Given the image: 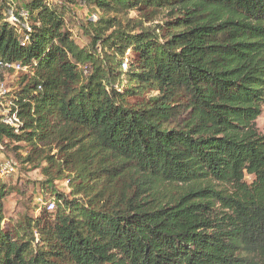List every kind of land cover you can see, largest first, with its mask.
<instances>
[{
	"label": "trees",
	"instance_id": "16d2710c",
	"mask_svg": "<svg viewBox=\"0 0 264 264\" xmlns=\"http://www.w3.org/2000/svg\"><path fill=\"white\" fill-rule=\"evenodd\" d=\"M82 1L85 47L65 7L14 2L24 41L0 0V85L27 69L0 141L55 206L4 229L0 187V264H264V0Z\"/></svg>",
	"mask_w": 264,
	"mask_h": 264
},
{
	"label": "rangeland",
	"instance_id": "374dc122",
	"mask_svg": "<svg viewBox=\"0 0 264 264\" xmlns=\"http://www.w3.org/2000/svg\"><path fill=\"white\" fill-rule=\"evenodd\" d=\"M19 7L24 6L28 0H14ZM47 2L52 7H57L61 9L65 7L64 20L65 28L72 32L74 41L81 47L90 45L92 37L87 34L84 29L87 26L88 21L96 22L98 21V13L92 12L91 9L82 0H47ZM136 12H131L130 17H135ZM163 15L155 20L154 23L161 22L163 20ZM30 22V21H29ZM111 30H109L110 33ZM101 43L98 41L96 43V48L101 51ZM127 58L124 61H129L133 59V54L126 51ZM123 70L127 68V62L122 63ZM24 70L13 69L14 72H8L5 80L3 82V94L1 95V106L0 114L9 113L13 108V102L11 99V94L9 91L18 85L19 78H21L22 73L26 72ZM88 71L87 68L84 69V74ZM14 85V86H13ZM130 100L135 101L133 97ZM256 128L259 132L264 133V105L262 106L261 114L255 120ZM17 145H24L23 142L16 144L14 142H9V140L0 141V163L5 160H12L15 165V170L7 175L0 176V187H5L8 193L4 198V215L5 219L3 221L4 229H12L13 226L24 216L38 217L39 215L45 213H53L55 211V206L53 209H49L46 206V202L53 200L51 194L48 192L50 190H44L42 188L43 181H45V176L42 174L41 169L36 166H30L28 164H23L18 160L17 154L25 153V150L17 149ZM250 180L251 176H247ZM54 187L61 193L70 195L71 187L69 185V180L67 179H56L54 181ZM53 202V201H52Z\"/></svg>",
	"mask_w": 264,
	"mask_h": 264
},
{
	"label": "built area",
	"instance_id": "2783aa9c",
	"mask_svg": "<svg viewBox=\"0 0 264 264\" xmlns=\"http://www.w3.org/2000/svg\"><path fill=\"white\" fill-rule=\"evenodd\" d=\"M15 1L10 0V6L8 10L6 11V20L13 26H16L19 29V32L23 34V40L28 41L30 37V32L32 31V25L28 20V12L20 8L19 10H16L15 8ZM5 66L12 67L16 70H24L26 69V66L21 65L20 63H13V64H5ZM3 83L0 85V97L3 94ZM1 99V98H0ZM1 106V102H0ZM2 117V121L9 124L10 126H13L16 128L15 131H17L18 125L20 124V119L17 116L16 111H11L7 114L2 113L0 114ZM15 163L8 159L0 163V176L10 174L15 170L14 167ZM46 206H48L49 209H53L54 203L52 201H49L46 203Z\"/></svg>",
	"mask_w": 264,
	"mask_h": 264
}]
</instances>
